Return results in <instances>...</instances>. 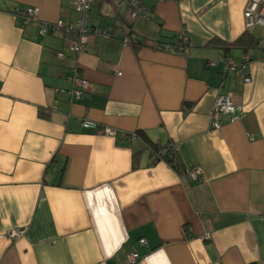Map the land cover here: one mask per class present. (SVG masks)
<instances>
[{
    "label": "crops",
    "instance_id": "obj_1",
    "mask_svg": "<svg viewBox=\"0 0 264 264\" xmlns=\"http://www.w3.org/2000/svg\"><path fill=\"white\" fill-rule=\"evenodd\" d=\"M247 1L143 0L135 18L95 2L87 28L110 36L74 52L71 32L40 22L76 26L77 0H0V264H127L133 251L132 264H264V51L248 49L244 69L207 63L238 66L244 52L226 47L247 30L264 48ZM26 6L38 22L13 14ZM179 31L187 55L149 45ZM73 68L87 80L79 97ZM218 93L245 113L213 129ZM143 138L173 149L180 170Z\"/></svg>",
    "mask_w": 264,
    "mask_h": 264
},
{
    "label": "built area",
    "instance_id": "obj_2",
    "mask_svg": "<svg viewBox=\"0 0 264 264\" xmlns=\"http://www.w3.org/2000/svg\"><path fill=\"white\" fill-rule=\"evenodd\" d=\"M104 0H77L75 10L80 14V17L76 23V26L67 25L61 20L55 22H40V30L42 33H46L49 30L55 31L60 30L64 33H70L73 35V41L70 49L74 52H81L84 50L85 45L88 41L89 34L99 35L103 37H109L110 31L101 28H87V19L89 9L95 2H101ZM112 4L116 9H119L122 5H126L129 11V15L135 18L139 15H144L146 8L143 4V0H106ZM14 15L22 16L23 23L29 21L38 22L39 8L37 6H26L23 10L15 7L13 9ZM244 16L246 20V28L250 29L254 26H264V0H248L244 8ZM125 44L131 42V39L126 36L124 38ZM153 48L165 51L171 54L187 55L189 53L190 40L184 31L177 32L174 42H161L153 41L149 44ZM59 56H64L62 52H58ZM224 63V70L230 69H244L245 63L248 62L249 55L244 52L242 54V62L237 64L234 62L230 55L220 56L217 60H211L208 64H215L217 61ZM257 60L260 64L264 65V55L258 56ZM72 82V88L68 91L71 96L79 97L83 88L87 85V80L80 75L76 68H73V74L70 77ZM244 81L252 83L253 78L250 75L244 77ZM245 113V107L242 103L236 102L231 95L218 93L215 97L213 108L210 113V126L213 129L220 127L221 123L219 120L220 114H227L229 121H237ZM84 125H88V122H84ZM104 132L108 134H114V130L111 128H105ZM186 175L191 179H198L200 177V170L196 167L187 168L184 170ZM24 232L23 227H17L8 232L10 238H17ZM138 243L142 246L146 245V241L143 238L138 240ZM139 257L138 252L133 251L127 255V264H132Z\"/></svg>",
    "mask_w": 264,
    "mask_h": 264
},
{
    "label": "trees",
    "instance_id": "obj_3",
    "mask_svg": "<svg viewBox=\"0 0 264 264\" xmlns=\"http://www.w3.org/2000/svg\"><path fill=\"white\" fill-rule=\"evenodd\" d=\"M175 36H172L171 39L169 40L170 43L174 42ZM137 41V40H135ZM134 40H132V42H135ZM161 42H166V41H162ZM139 42V41H137ZM150 44V43H149ZM231 47H238L241 48L243 52H246L248 49L250 48H258L261 51H264V48L261 47V43H260V39L259 37L250 32V31H245L244 33H242L236 40H234L233 42H230L227 44L226 49H230ZM138 134H141V132H137ZM145 139V138H143ZM147 141V144L149 146L152 147L153 152L159 157L163 158L165 161H167L173 168H175L176 170H180L181 165L179 164L175 152L173 151V149H168L167 146H163V147H159L157 145H151L149 144L148 140H144Z\"/></svg>",
    "mask_w": 264,
    "mask_h": 264
}]
</instances>
